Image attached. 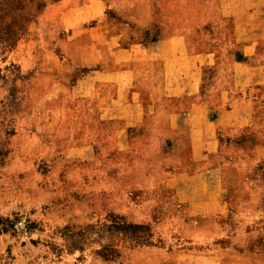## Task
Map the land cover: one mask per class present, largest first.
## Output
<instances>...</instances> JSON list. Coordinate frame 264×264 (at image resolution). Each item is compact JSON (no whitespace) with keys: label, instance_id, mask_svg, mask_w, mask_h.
Returning <instances> with one entry per match:
<instances>
[{"label":"rangeland","instance_id":"rangeland-1","mask_svg":"<svg viewBox=\"0 0 264 264\" xmlns=\"http://www.w3.org/2000/svg\"><path fill=\"white\" fill-rule=\"evenodd\" d=\"M183 32L207 54L187 93L111 118L104 38ZM251 39L264 61V0H0V264H264Z\"/></svg>","mask_w":264,"mask_h":264},{"label":"crops","instance_id":"crops-1","mask_svg":"<svg viewBox=\"0 0 264 264\" xmlns=\"http://www.w3.org/2000/svg\"><path fill=\"white\" fill-rule=\"evenodd\" d=\"M104 39L106 41V46L102 50L104 67L95 71V75L100 80L117 85L119 88L118 98L106 109L111 118L145 121L147 111H153L149 106H154L155 103L146 102L135 95L131 96L133 88L161 90L167 96L185 95L186 89L193 85V81L198 78L207 63V54L196 51L189 32L166 35L148 43L135 41L129 47L122 46L120 38L105 37ZM258 51L259 41L255 42L251 39L244 55L251 59L247 67L255 78H264V61L259 63L253 61ZM239 64L241 63L238 61ZM181 70L184 75L178 77ZM225 104L227 101L219 102V105ZM117 111L119 115L115 114ZM170 114L177 120L182 112L175 110ZM185 114L191 118L204 115L205 111L196 110Z\"/></svg>","mask_w":264,"mask_h":264}]
</instances>
